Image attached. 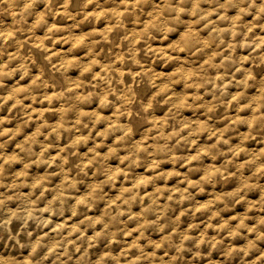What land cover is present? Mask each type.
<instances>
[{
  "label": "clouds",
  "instance_id": "1",
  "mask_svg": "<svg viewBox=\"0 0 264 264\" xmlns=\"http://www.w3.org/2000/svg\"><path fill=\"white\" fill-rule=\"evenodd\" d=\"M0 264H264V0H0Z\"/></svg>",
  "mask_w": 264,
  "mask_h": 264
}]
</instances>
